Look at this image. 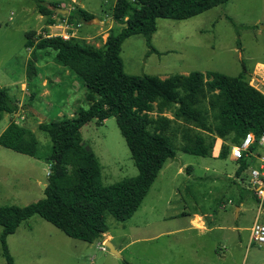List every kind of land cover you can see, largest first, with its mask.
<instances>
[{
  "label": "rangeland",
  "instance_id": "374dc122",
  "mask_svg": "<svg viewBox=\"0 0 264 264\" xmlns=\"http://www.w3.org/2000/svg\"><path fill=\"white\" fill-rule=\"evenodd\" d=\"M136 5L135 0H129ZM61 10L47 25L36 0H0V88L18 105L0 119V133L10 120L34 133L39 150L50 148L48 135L38 129L41 121L70 118L79 106L87 107L86 87L80 78L55 60V52L25 47L41 36H74L101 46L116 31L112 19L115 0H42ZM75 6L91 12L103 23L68 21ZM264 0H228L187 19L156 18L149 51L141 34L121 44L123 68L129 74H152L161 78L191 71H218L237 75L246 69L247 79L258 63L264 64ZM34 53V55H33ZM31 61L34 64L29 70ZM155 116V113L152 112ZM165 115L172 117L171 111ZM175 156L159 170L139 208L127 221L107 215L108 231L91 243L72 238L38 214L9 234L6 242L16 264H264V244L250 242V227L257 202L245 191L241 210L229 202L248 184L249 171L235 175L231 158L199 156L180 151L193 128L173 123ZM81 144L100 164L103 184L137 174V168L114 116L93 119L81 129ZM221 140L214 154L221 149ZM252 159L247 167H256ZM49 164L0 145V205L19 206L44 197ZM228 201V202H227ZM226 203L227 206H226ZM190 217H195L189 227ZM264 223V201L258 214ZM202 226V227H201ZM208 227V230L206 228ZM204 230V232H203ZM2 227L0 226V233ZM202 231V232H201ZM120 253L99 246L109 238ZM0 264H7L1 254Z\"/></svg>",
  "mask_w": 264,
  "mask_h": 264
},
{
  "label": "trees",
  "instance_id": "16d2710c",
  "mask_svg": "<svg viewBox=\"0 0 264 264\" xmlns=\"http://www.w3.org/2000/svg\"><path fill=\"white\" fill-rule=\"evenodd\" d=\"M135 1L136 5L129 0H115L112 19L117 30L110 32L101 46L61 35L25 41L26 48L55 52V60L86 87L88 106H79L70 118L38 123V129L48 135L51 143L46 153L39 150L31 129L14 120L1 131V146L49 164L44 197L23 206L0 205L1 254L7 264H16L7 236L34 214L67 236L88 243L103 239L108 230L107 215L118 221L130 219L166 160L175 156L173 134L178 126L173 123H185L194 129L191 135L186 134L187 142L179 147L180 151L220 158H227L230 146L239 143L248 131L258 137L264 127V94L249 84L245 68L237 75L191 71L164 78L129 74L123 68L121 44L128 36L141 34L149 46L148 53L156 51L151 44L156 18L187 19L228 0ZM51 5L36 0L47 25L55 24L53 14H59L58 3ZM92 17L91 12L75 6L68 21L86 22ZM33 65L29 61L27 70ZM17 108L7 90L0 88V119ZM166 111H171L172 117L165 115ZM110 116L116 120L137 174L106 185L96 155L81 144L80 129L93 119L101 122ZM217 140L222 141L221 149L214 154ZM248 163L246 158L238 161L235 175L240 176ZM245 191L248 189L240 187L236 206L244 200ZM124 264L131 263L124 260Z\"/></svg>",
  "mask_w": 264,
  "mask_h": 264
},
{
  "label": "built area",
  "instance_id": "2783aa9c",
  "mask_svg": "<svg viewBox=\"0 0 264 264\" xmlns=\"http://www.w3.org/2000/svg\"><path fill=\"white\" fill-rule=\"evenodd\" d=\"M63 37L65 36L63 35ZM262 70L261 64L255 66L254 71L262 72ZM254 71L250 77L249 84L264 94V78L254 75ZM228 158H231L235 162L243 158L249 161L255 159L258 163L256 167L246 168L249 171V178L248 184L245 187L251 190L257 202V214L249 229V240L250 242L264 244V223L258 221V214H260L264 201V127L258 137L255 136L254 132L248 131L239 143L232 144ZM106 247L105 243H102L101 249H106Z\"/></svg>",
  "mask_w": 264,
  "mask_h": 264
},
{
  "label": "crops",
  "instance_id": "0c3cea01",
  "mask_svg": "<svg viewBox=\"0 0 264 264\" xmlns=\"http://www.w3.org/2000/svg\"><path fill=\"white\" fill-rule=\"evenodd\" d=\"M70 1H72V2H75V0H70ZM261 64V66H262V68H263V70H262V72H258V73H261V74H263L264 73V64L263 63H258V65H260ZM255 72H257V71H255ZM218 139H220V138H218ZM211 157H214V158H220V157H218V156H214V155H212ZM228 158V157H227ZM222 159H226V158H222ZM236 164H237V162H236ZM237 167H238V164H237ZM249 190V189H248ZM249 191H251V190H249ZM240 192H238L237 193V195L236 196H234V197H229L227 200H230L229 202H231L232 200H237L240 196ZM228 202V201H227ZM242 203H243V201L239 204V206H235V210H237V209H239V211L241 210V206H242ZM227 204L228 203H226V206H227ZM193 220H195V217L193 218V217H190V219H189V227H194L193 225H192V222H193ZM202 227V226H201ZM193 229H195V228H193ZM206 230H208V227L206 228ZM108 231V230H107ZM106 231V232H107ZM202 232V231H201ZM203 232H204V230H203ZM106 233H104L103 234V236L105 235ZM112 238V235H109V238L108 239H105V241H110V239ZM111 242V241H110ZM100 248H101V246H99ZM101 250H104V249H101ZM118 250V249H117ZM119 252V251H118ZM111 253V252H110ZM113 254V253H112ZM115 255V254H114Z\"/></svg>",
  "mask_w": 264,
  "mask_h": 264
},
{
  "label": "water",
  "instance_id": "95a60500",
  "mask_svg": "<svg viewBox=\"0 0 264 264\" xmlns=\"http://www.w3.org/2000/svg\"><path fill=\"white\" fill-rule=\"evenodd\" d=\"M58 10H61V9L58 8ZM90 22H96V23H99V24L103 23L101 20H99V19H97L95 17H92L90 20L87 21V23H90ZM261 27L264 29V25H262ZM105 245L108 247V249H109V251L111 253L115 254L118 257H120V253L118 252V250L114 247V245L110 241H105Z\"/></svg>",
  "mask_w": 264,
  "mask_h": 264
},
{
  "label": "bare ground",
  "instance_id": "6f19581e",
  "mask_svg": "<svg viewBox=\"0 0 264 264\" xmlns=\"http://www.w3.org/2000/svg\"><path fill=\"white\" fill-rule=\"evenodd\" d=\"M254 75H257L258 77L264 78L263 74L255 72V71H254Z\"/></svg>",
  "mask_w": 264,
  "mask_h": 264
}]
</instances>
